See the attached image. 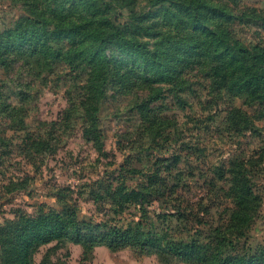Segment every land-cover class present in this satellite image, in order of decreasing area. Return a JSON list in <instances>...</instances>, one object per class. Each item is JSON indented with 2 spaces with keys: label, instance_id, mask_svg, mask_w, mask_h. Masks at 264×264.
Instances as JSON below:
<instances>
[{
  "label": "trees",
  "instance_id": "obj_1",
  "mask_svg": "<svg viewBox=\"0 0 264 264\" xmlns=\"http://www.w3.org/2000/svg\"><path fill=\"white\" fill-rule=\"evenodd\" d=\"M6 1L20 13L0 29V69L16 74L7 77L15 84L11 93L4 91L10 84L0 79V123L24 132V149L54 151L77 113L82 135L102 150L98 122L104 100L140 90L144 94L132 110L146 136L164 142L162 136L176 123L162 114L163 91L183 103L190 73L202 78L210 106L238 98L252 108L251 113L228 105L227 130L262 136L255 119L264 121V39L245 43L232 28L234 22L249 24L243 20L249 18L246 9L219 0ZM260 11L251 9L250 17L264 29ZM59 65L68 69V88L78 90L35 134L25 122L28 87ZM255 153L234 151L212 165L206 201L189 197L175 165L178 155L155 157L146 170L114 167L115 181H100L89 192L91 200L106 206L100 218H81L71 189L60 187L58 206H40L31 214L17 210L0 223V264H35L34 253L51 242L39 264L67 242L86 254L99 245L129 248L138 255L155 254L166 264H264V242L250 244L247 237L262 204L255 178L263 168L264 147ZM133 175L137 181L127 183Z\"/></svg>",
  "mask_w": 264,
  "mask_h": 264
},
{
  "label": "rangeland",
  "instance_id": "obj_2",
  "mask_svg": "<svg viewBox=\"0 0 264 264\" xmlns=\"http://www.w3.org/2000/svg\"><path fill=\"white\" fill-rule=\"evenodd\" d=\"M219 1L231 7L246 9L249 18L244 17L243 20L249 21V24H232L238 39L245 43L264 39L260 20H252L250 17L251 9H264V0ZM19 13L18 6L0 0V29L9 25ZM261 14L264 15V11ZM9 75L16 76L12 72ZM9 75L0 69V79L10 84V87L4 89L7 93H11L15 87L14 83L7 81ZM71 83L68 69L63 65L33 79L28 87L30 100L23 103L29 130L38 134V127H42V131L47 127L42 123L58 117L67 105L66 99L78 90L75 86L68 88ZM143 94L144 91L140 90L129 95L113 93L106 97L98 122L102 134V150H97L82 135V120L77 113L70 117V128L60 134L61 142L54 151L34 152L24 149L21 141L24 132L5 129L0 123V223L14 217L17 210L31 214L40 206H58L55 194L60 187L71 189L72 196L78 201V214L81 218H100L106 206L91 200L89 192L92 188L96 189L100 181H115V173L111 172L114 167L121 165L146 170L154 163L155 157L172 158V155L179 156L175 165L182 170L181 182L185 188L188 187L186 192H189V197L197 200L204 196L206 201L208 195H203L204 185L209 182L207 174L211 175L209 170L212 165L234 151L250 155L257 151L254 154L256 157L259 147H264L263 120L255 119L262 136L229 131L224 122L226 109L231 103L251 113L252 108L242 105L238 98L232 102L225 98L218 106H210L208 100H211V96L202 78L192 73L188 75L187 88L181 91L183 103L178 102L167 90L163 91L162 114L176 125L166 132L167 136H162L167 137L164 142L151 141L142 129L138 114L132 110L134 101ZM261 165L263 168L256 175L255 187L262 196V204L247 233L250 244L264 242V155ZM135 181L137 175L127 179V183ZM211 195L214 197L215 193ZM156 206L157 203L153 207ZM53 245L54 242H51L38 248L33 256L35 264L41 262ZM49 259L46 264H166L155 254L138 255L129 248L112 251L99 245L86 254L80 245L71 242L50 251Z\"/></svg>",
  "mask_w": 264,
  "mask_h": 264
}]
</instances>
